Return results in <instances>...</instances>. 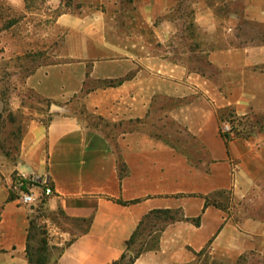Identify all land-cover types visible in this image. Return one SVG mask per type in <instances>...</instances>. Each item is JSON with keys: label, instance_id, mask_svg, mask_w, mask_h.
<instances>
[{"label": "crops", "instance_id": "0c3cea01", "mask_svg": "<svg viewBox=\"0 0 264 264\" xmlns=\"http://www.w3.org/2000/svg\"><path fill=\"white\" fill-rule=\"evenodd\" d=\"M131 1L145 28L118 45L107 42L102 10L58 17L67 60L26 79L51 103L47 122L35 110L19 137L6 134L0 97V264H31L28 252L40 245L41 227L10 194L16 173L51 178L49 217L61 233L40 240L47 264H114L154 211H171L175 220L158 249L134 264H183L188 249L232 262L250 252L264 257V134L228 143L220 134V117L229 113L264 128V0H230L235 7L223 20L209 6L196 10L204 33L223 23L226 37L239 42L206 52L205 74L148 53L106 56L114 47L145 48L146 30L160 36L154 23L175 0ZM76 99L82 112L72 110ZM158 118L160 132L148 130ZM218 192L231 195L228 208L212 199Z\"/></svg>", "mask_w": 264, "mask_h": 264}, {"label": "rangeland", "instance_id": "374dc122", "mask_svg": "<svg viewBox=\"0 0 264 264\" xmlns=\"http://www.w3.org/2000/svg\"><path fill=\"white\" fill-rule=\"evenodd\" d=\"M118 3L121 4L118 5ZM116 6L122 8L121 15L115 14L118 12ZM208 6L222 20L227 10L235 7L230 0H175L170 13L158 18L154 23L155 26L161 25L160 36L146 30L143 35L146 40L145 48L114 47L105 54L106 56H121L131 50L138 54L148 53L192 66V63L205 61L206 52L211 49L238 45L239 42L234 37H226L227 32L224 30L223 23L214 33H204L195 24L196 10L199 7ZM100 10L106 14L108 43L118 45L121 43L120 38L129 36L139 39V36H142L141 31L145 26L131 0H118V2L116 0H0V97L1 103L8 106L4 118L6 134L9 135L12 132L19 137L23 126L31 117L29 113H36L35 110L39 112L44 122H47L51 116L49 112L51 103L43 102L28 89L26 79L39 67L67 60L66 30L56 25L58 17L63 14L82 15L86 12L93 14ZM136 26L140 29V33L134 30ZM199 66L207 70L205 65L200 64ZM72 110L83 111L81 99L72 102ZM223 120L232 121L237 129V137L264 134L263 126L255 121L244 122L235 116L230 117V113L223 115ZM161 123L160 118L156 119L153 124L149 125L148 130L160 132ZM165 123L171 126L170 122L165 121ZM111 135H114V132H111ZM212 199L220 207L228 208L232 197L230 194L218 192L212 196ZM251 199L255 204L251 205L248 210L256 212L257 196ZM234 210L237 208L234 207ZM51 218L57 223L56 218L52 215ZM168 223L163 215L151 216L140 228L131 245L128 257L122 264H129L135 256L139 258L142 254L157 250L160 235ZM43 238L46 239L47 235L45 229L41 227L40 236L38 235L37 238L40 245L34 246L36 248L31 252L37 251L41 246L40 240ZM188 251L183 264H264V257L256 252H250L232 262L217 258L216 255L206 250L199 254L191 252V249ZM46 253L48 254V251Z\"/></svg>", "mask_w": 264, "mask_h": 264}, {"label": "built area", "instance_id": "2783aa9c", "mask_svg": "<svg viewBox=\"0 0 264 264\" xmlns=\"http://www.w3.org/2000/svg\"><path fill=\"white\" fill-rule=\"evenodd\" d=\"M232 121L224 120L220 124V134L229 141L237 138ZM10 194L19 205L27 209L32 221L46 231L48 239L59 236V225L49 217L48 200L54 196L50 176L16 173L12 176L9 187Z\"/></svg>", "mask_w": 264, "mask_h": 264}, {"label": "trees", "instance_id": "16d2710c", "mask_svg": "<svg viewBox=\"0 0 264 264\" xmlns=\"http://www.w3.org/2000/svg\"><path fill=\"white\" fill-rule=\"evenodd\" d=\"M192 64H193L192 66L189 65L190 69L193 70V71L202 73V74H205L208 71V69H209V65L207 64L206 60L203 61V62L201 61V63L197 62V63H192ZM200 64L202 66L205 65L207 67V70L206 69H201L200 66H199ZM114 85H115V83L113 81H109V82L106 83V86H108V87H111V86H114ZM39 98L42 99L41 97H39ZM42 101L46 102L47 104H50V102L47 101V100L42 99ZM233 116L234 115L232 113H230V117H233ZM220 120L222 122V116L220 117ZM235 129H236V127H235ZM236 131H237V129H236ZM228 142H229V140L226 139V143H228ZM119 169H120V179H122L127 173L126 166H125V164H124V162L122 160L119 161ZM208 204H209V199H208ZM206 205H207V203H206ZM155 215H163L166 222H171V221L175 220V216L171 213V211H154L150 215L146 216L142 220V222L140 223V225L138 227V230L134 233V235L128 241L126 252L123 254L121 259L119 261L115 262L114 264H122L123 262H125V260L128 257V254L130 252L131 245L133 244L136 236L138 235L140 228L145 224V222L151 216H155ZM44 244H45V242L42 241L41 242V246L37 249V251L35 253L34 252H28L31 264H47V262H48L47 261L48 260V254L46 253L47 249H46V246ZM137 258H138V256H135L133 259H131L129 261V264H134V262L136 261Z\"/></svg>", "mask_w": 264, "mask_h": 264}]
</instances>
